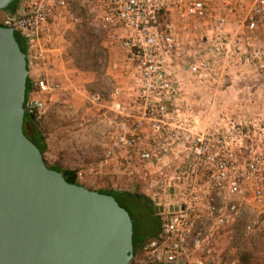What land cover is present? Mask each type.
I'll return each mask as SVG.
<instances>
[{"label": "built area", "instance_id": "obj_1", "mask_svg": "<svg viewBox=\"0 0 264 264\" xmlns=\"http://www.w3.org/2000/svg\"><path fill=\"white\" fill-rule=\"evenodd\" d=\"M82 10L102 29L116 36L122 32L133 65L129 101L112 110L115 137L104 163L117 154L142 162L180 150L187 155L188 163L175 176L183 199L160 214L159 234L144 245L135 264H217L205 225L238 224L250 201L264 198V112L251 119L220 112L203 124L192 103L182 104L183 91L167 58L184 48L180 25L192 23L198 30L206 24L213 26V41L196 42L199 54L184 64L186 73L203 78L211 71L212 56L235 52L253 53L259 60L252 65L264 69V0H19L14 12H0V25L23 38L34 69L51 65L62 29L75 24ZM231 16L241 20L243 32L229 33ZM30 77L26 113L41 119L62 86L47 75ZM104 100L101 93L91 94L93 103Z\"/></svg>", "mask_w": 264, "mask_h": 264}, {"label": "rangeland", "instance_id": "obj_2", "mask_svg": "<svg viewBox=\"0 0 264 264\" xmlns=\"http://www.w3.org/2000/svg\"><path fill=\"white\" fill-rule=\"evenodd\" d=\"M81 16L82 21L76 22L74 29H71L78 35L70 38L76 44L74 54L71 55H74L79 71L77 90L70 95L69 101L64 98L63 91L58 101L53 96L48 102L46 113L39 119L48 143L44 158L50 167L59 166L78 171L79 183L91 190L125 189L151 198L154 213L150 207L149 210L144 207L143 201L130 203L134 222L138 221L151 230L158 215L173 211L183 199L182 185L178 187L175 176L188 163L187 155L180 150L160 160L142 162L138 157H121L117 154L109 163H104L106 148L115 137V129L111 125L115 113L106 109V103L88 101L86 91H91V94L101 93L106 101H113L111 96L116 91L115 78L118 76V82H121L122 77H127L126 72H133V65H130V54L122 45V32L118 33V38H113L115 34L97 26L84 10L80 12ZM114 40L118 41V49L116 44L112 45ZM175 56L184 68V64L194 61L198 53L180 51ZM246 59L252 64L254 59L259 60L253 53L246 56ZM244 61V56H240L238 62H234L239 71L237 77L223 69L216 73L211 69L203 78L187 74L184 76L186 96H189V101L196 108L199 105L197 109L203 111V124L208 119L214 120L215 111H225L227 106L223 105L230 103L228 97L226 100L220 97L218 102L211 97L218 92L227 94L226 91H229L227 95L238 93L237 98H233L234 110L240 107L246 112L247 119H251L258 109L264 110V70L244 66ZM41 68L30 69L29 76H40ZM48 70L50 73L51 69ZM177 70L180 69L176 67ZM232 76L239 83L234 86L235 89H231L234 85L231 83ZM49 77L52 81L51 73ZM130 88V85H126L124 94ZM123 100H126L125 97ZM219 103L221 108H218ZM205 227L204 236L207 234L216 251L217 264H239L245 254L264 263V198L251 200L246 217L238 224L221 229L214 228L213 224H206Z\"/></svg>", "mask_w": 264, "mask_h": 264}, {"label": "water", "instance_id": "obj_3", "mask_svg": "<svg viewBox=\"0 0 264 264\" xmlns=\"http://www.w3.org/2000/svg\"><path fill=\"white\" fill-rule=\"evenodd\" d=\"M16 0H0V12ZM28 58L0 25V264H135L130 212L71 184L25 135Z\"/></svg>", "mask_w": 264, "mask_h": 264}, {"label": "crops", "instance_id": "obj_4", "mask_svg": "<svg viewBox=\"0 0 264 264\" xmlns=\"http://www.w3.org/2000/svg\"><path fill=\"white\" fill-rule=\"evenodd\" d=\"M218 6V5H217ZM247 12V10H244L242 12V15H245V13ZM83 17H79V19L77 20V23L82 21ZM230 25L228 26V31L229 33L232 32V34H238L240 32H243V27L241 25V20H237L236 18H234V16H231L230 18ZM75 25L72 24L67 26L66 28L62 29L58 41L55 44V49L52 52V54L49 56L50 61H51V65H47L44 64L40 70V75H47L49 77L50 73H51V77H52V81L54 83H60L61 84V90L58 93H55L54 95H52V97L54 96V98L58 101L60 98V94L61 92L64 95V98L66 97L67 100H70V95L74 94V90L76 89V86L78 84V75L77 73L78 68L76 67L77 63H76V59L75 57H73L74 55H71V53L74 54V49H76L75 45L70 38L77 36L78 34L76 33L75 30H71ZM211 25H201L200 28L198 30H195L193 28L192 23L189 26L184 27L183 24L179 26L180 29V35L179 38L182 40V43L184 44V48L182 49V53L185 51L190 50L194 51L196 53L199 54V52L195 49V45L196 42H198V40L200 39H206V41L208 40V44H210L213 41L214 35H213V30H212ZM74 29V28H73ZM74 31V32H73ZM113 38H118V36H115ZM118 40V39H117ZM114 40L112 41L113 44L115 46V44L117 45V49H118V41ZM263 45V44H262ZM177 53V52H176ZM178 54V53H177ZM227 56H216V57H211V69L212 72L214 71V73H216L218 70L223 69L225 71L228 70V73L236 75L235 77H237V66H235L236 64L234 62H238V59H240V55H238V53H232V54H226ZM264 55V54H262ZM174 56V58H173ZM245 61H244V66H251V67H255L252 65V63L248 62V59H246V57L244 56ZM167 63H168V67L171 70V74L174 75L177 79H178V84L180 85L183 94H182V104H188L191 103L189 101V96H186V90L184 87V76L190 75L189 73H186L184 71V68L182 66V64L177 61V57L175 56V53L170 55L167 58ZM117 64V61H116ZM254 64V63H253ZM231 66V68H230ZM176 67H178V69H180L179 71H176ZM125 69H127L126 67H124ZM51 69V72L49 73V70ZM131 69V68H130ZM239 69V68H238ZM260 70V69H258ZM236 71V72H235ZM180 72V73H179ZM187 74V75H186ZM120 75V74H119ZM125 75L127 77H122L121 82H118V76L117 78H115L116 81V90H122V92L125 89V86L129 85V80H131V78L133 77V73L131 71H128L125 73ZM124 76V74H123ZM50 78V77H49ZM120 78V77H119ZM233 80L234 85H232L233 87L231 89H235L234 86L238 85L236 80H234V76L231 77ZM128 82V83H126ZM229 90V89H228ZM115 92V91H114ZM86 93L88 94L87 98L88 101H91V91H86ZM226 93L228 94L229 91H226ZM128 93L124 94L121 93L122 97H117V98H113V101H109L111 99H109L108 101L104 100L101 103H106V109L111 111L113 109L118 108L119 103L123 104L124 102V97H125V102L129 101V94ZM224 94V92H218L216 95H211L212 98H214L217 102L219 101L220 97H223V99L226 100V98L228 97V101L230 103H225V105H223L224 107H226V109H224L225 111H220V110H216L215 113L217 114V112H223L225 114L228 115H243V116H247L246 112L242 111V109L240 107L235 109V103H234V99L233 98H237L238 93H232L233 95H227ZM63 97V96H62ZM130 102L131 99H130ZM217 104V103H216ZM214 103V105H216ZM220 104V103H219ZM195 105L197 106V104L195 103ZM199 106V105H198ZM197 106V108H198ZM217 106V105H216ZM239 106V105H238ZM218 108H221V104L218 106ZM217 109V108H216ZM199 110V109H198ZM201 113V117L203 114L202 110H199ZM121 157H125L124 155H119Z\"/></svg>", "mask_w": 264, "mask_h": 264}, {"label": "trees", "instance_id": "obj_5", "mask_svg": "<svg viewBox=\"0 0 264 264\" xmlns=\"http://www.w3.org/2000/svg\"><path fill=\"white\" fill-rule=\"evenodd\" d=\"M18 1L16 0L12 6L6 10H4L5 12H14L15 8L18 5ZM15 37L18 41V43L20 44V48L22 50V52L24 54H26L27 58H28V48L27 45L25 43V41L23 40V38L18 35L15 34ZM260 61L257 62V64ZM256 69H260L257 66H255ZM28 69L30 70V61L28 58ZM264 70V69H261ZM32 83L33 80L32 78L29 76L28 81H27V95H26V101L29 99V97L31 96L32 93ZM264 112V110H259L254 114V116L257 113H261ZM26 126H28V129H26ZM24 132L25 135L39 148V150L41 151V153L44 155L45 152L47 151L48 148V143H47V138L44 134L43 128L41 127V124L39 123V119L37 118V116L34 115H29L26 113L25 116V127H24ZM46 163V161H45ZM47 165V163H46ZM48 166V165H47ZM50 169L58 171V172H64L66 170L69 169H63L62 167L59 166H54V167H50L48 166ZM66 180L71 183V184H77L80 186H84L81 185L78 181V171H75V173L73 175H70L68 177H66ZM85 187V186H84ZM101 193H105L108 195L113 196L118 203L127 209L124 201H126L127 199L133 198L136 199L138 201H143L145 204L144 207H148V210L151 208V211L154 213V209L155 207L153 206V202L152 199L147 197L144 194L141 193H133L130 190H125V189H117V190H108V191H98ZM150 207V208H149ZM128 210V209H127ZM143 211L146 212V210L142 209ZM156 213V212H155ZM131 214V213H130ZM132 216V215H131ZM160 215H158V220L156 219V224L154 225V227L151 230L146 229L144 226H142V224L138 221L134 222V218H133V224H134V257H138L141 256L143 254V247L144 245L151 239H154L158 236L159 231H160ZM145 228V229H144ZM134 263H135V259H134ZM239 264H264L263 262L261 263L260 260H255L253 259L250 255H243L241 257L240 263Z\"/></svg>", "mask_w": 264, "mask_h": 264}, {"label": "flooded vegetation", "instance_id": "obj_6", "mask_svg": "<svg viewBox=\"0 0 264 264\" xmlns=\"http://www.w3.org/2000/svg\"><path fill=\"white\" fill-rule=\"evenodd\" d=\"M26 129H28V126H26ZM134 202H139L137 201L136 199H133V198H130V199H127L126 201H124L128 211L131 213V207H130V203H134ZM147 207V206H146Z\"/></svg>", "mask_w": 264, "mask_h": 264}]
</instances>
